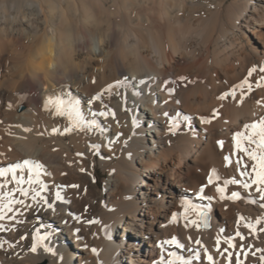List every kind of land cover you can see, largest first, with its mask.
I'll return each instance as SVG.
<instances>
[{
    "label": "bare ground",
    "instance_id": "1",
    "mask_svg": "<svg viewBox=\"0 0 264 264\" xmlns=\"http://www.w3.org/2000/svg\"><path fill=\"white\" fill-rule=\"evenodd\" d=\"M65 7L69 18L79 21L73 30L82 38L71 59L59 41L54 54L41 47L48 29L61 27L60 16H53L44 0H7L8 11H0V164L35 160L56 182L81 185V190H66L70 204L39 214L64 264H152L159 240L183 236L179 226L167 224L171 213L182 210L181 199L187 195L199 202L193 192L212 167L232 174L223 160L231 155L232 135L255 118L254 111H264L255 103L264 97L261 90L243 105L218 99L250 67L264 65V0H76ZM182 76L193 83L179 86ZM171 81L177 91L169 97ZM67 100L78 102L83 116L95 123L70 120L61 104ZM215 108L218 118L200 124L198 117ZM98 111L107 119L94 115ZM166 111L197 117L192 130L182 125L170 135ZM53 129L59 132L53 135ZM65 129L69 134H60ZM117 136L109 152L107 144ZM221 139L224 149L217 144ZM89 144L101 145L105 159ZM81 167L92 176L81 173ZM99 168L106 174L102 185ZM260 212L246 199L227 211L217 205L213 226L231 229L238 214ZM75 214L100 224L85 228L72 218ZM21 234L29 236L22 242L26 251L31 234L22 229L15 238ZM67 237L74 245H66ZM25 251L20 246L0 250V261L57 264L46 254Z\"/></svg>",
    "mask_w": 264,
    "mask_h": 264
},
{
    "label": "snow or ice",
    "instance_id": "2",
    "mask_svg": "<svg viewBox=\"0 0 264 264\" xmlns=\"http://www.w3.org/2000/svg\"><path fill=\"white\" fill-rule=\"evenodd\" d=\"M179 81V86L184 87L193 83L183 76ZM140 83L148 84L147 81ZM170 84L173 86L166 88L169 97L177 91V82L171 81ZM258 90L264 91V65L250 67L247 74L238 83L230 85L218 99H230L243 105ZM163 103L168 104L169 100L165 99ZM176 103L181 102L177 100ZM255 103L259 109L264 110V97L256 99ZM61 104L70 120L78 121L82 126H92L95 123L83 116L78 102L67 100L61 101ZM219 114V108H215L210 115L199 116V123L211 125ZM94 115L107 119L104 111H98ZM162 115L167 118V131L173 136L177 135L182 125L192 130L193 121L197 118L180 111L171 115L166 111ZM253 116L255 118L251 122L243 124L242 130L234 132L231 137V155L223 157L226 164L232 167V174L224 175L216 167H212L205 174V181L193 192L199 202H193L187 195L181 199L182 210L171 213L167 224L179 226L183 230V236L179 238L178 235H172L159 240L156 245L159 256L152 264H264V111H254ZM133 125L138 127L139 120H133ZM58 132V129L52 130L53 135ZM69 132L70 129H65L60 134L68 135ZM119 139L117 136L108 142L109 152ZM217 144L220 149H224V140H218ZM89 148L100 159H105L100 151L101 145L89 144ZM76 155L80 158L85 156L84 153ZM80 171L92 176L84 167ZM52 177L47 166L35 160L22 159L0 164V250L7 253L20 246L21 251H25L22 242L28 240L29 236L21 234L18 239L15 238V234L23 229L31 234V242L25 255L46 254L57 264H64V255L51 243L54 234L48 230L39 214L56 212L58 203L70 204L66 190H81V185H65ZM82 191L86 193L87 188ZM245 199L247 203L258 206L261 210L259 215L249 217L238 214L231 229L224 226L214 229L215 206L219 205L223 211H227L230 204ZM83 212L87 214L88 207ZM84 214H75L72 218L85 228L100 224L99 220ZM76 232L80 233L81 228L77 227ZM85 248L88 246L85 245ZM90 251L94 256H100L97 248L92 247ZM185 252L187 256L183 254ZM15 255L21 258L19 252ZM0 264L3 262L0 261Z\"/></svg>",
    "mask_w": 264,
    "mask_h": 264
},
{
    "label": "clouds",
    "instance_id": "3",
    "mask_svg": "<svg viewBox=\"0 0 264 264\" xmlns=\"http://www.w3.org/2000/svg\"><path fill=\"white\" fill-rule=\"evenodd\" d=\"M49 6V11L53 16L59 15L61 18V27L59 30L49 28L48 32L41 39V47L46 48L49 54H54L57 42L67 53L69 59L75 54L77 45L82 42V38L77 32H74L73 25L79 26V21L69 18V9L65 5H75L76 0H44ZM7 0H0V11L7 12L5 8ZM75 16H79V10L73 7ZM50 33V34H49Z\"/></svg>",
    "mask_w": 264,
    "mask_h": 264
},
{
    "label": "rangeland",
    "instance_id": "4",
    "mask_svg": "<svg viewBox=\"0 0 264 264\" xmlns=\"http://www.w3.org/2000/svg\"><path fill=\"white\" fill-rule=\"evenodd\" d=\"M24 107V106H23ZM99 172L100 174L97 177L98 183L100 185L103 184L104 179L106 178V174L102 172V170L99 168ZM104 178V179H103ZM56 218L58 217V215L55 216ZM120 232H122V228L118 229ZM66 245L70 246V245H74V239L72 237H67L66 239ZM140 259H144V256H142V254L140 253Z\"/></svg>",
    "mask_w": 264,
    "mask_h": 264
}]
</instances>
